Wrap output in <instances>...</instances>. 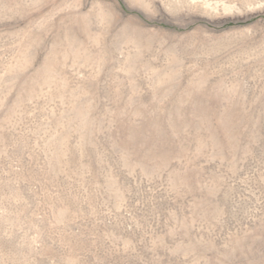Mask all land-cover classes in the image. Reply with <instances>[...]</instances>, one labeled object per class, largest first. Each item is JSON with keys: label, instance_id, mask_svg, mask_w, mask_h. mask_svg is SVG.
Masks as SVG:
<instances>
[{"label": "rangeland", "instance_id": "obj_1", "mask_svg": "<svg viewBox=\"0 0 264 264\" xmlns=\"http://www.w3.org/2000/svg\"><path fill=\"white\" fill-rule=\"evenodd\" d=\"M0 264H264V0H0Z\"/></svg>", "mask_w": 264, "mask_h": 264}]
</instances>
